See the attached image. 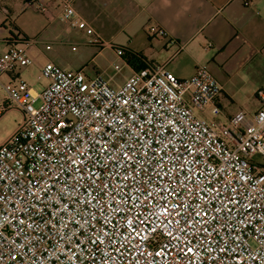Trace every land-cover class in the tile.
<instances>
[{"label": "built area", "instance_id": "2783aa9c", "mask_svg": "<svg viewBox=\"0 0 264 264\" xmlns=\"http://www.w3.org/2000/svg\"><path fill=\"white\" fill-rule=\"evenodd\" d=\"M73 1L62 21L93 37ZM21 42L0 52V119L22 114L0 144V264H264L263 91L252 117L221 121L206 66L180 79L152 65L113 87L49 62L38 92L3 81L31 64Z\"/></svg>", "mask_w": 264, "mask_h": 264}, {"label": "crops", "instance_id": "0c3cea01", "mask_svg": "<svg viewBox=\"0 0 264 264\" xmlns=\"http://www.w3.org/2000/svg\"><path fill=\"white\" fill-rule=\"evenodd\" d=\"M41 1L49 5V20L25 0H0V52L11 42L33 41L30 54L37 48L35 39L48 31L49 38H58L70 28L61 18V0ZM73 5L94 30L88 38L100 40L99 53L113 50L108 45L125 52L121 58L114 54L121 73L102 75L111 86L121 85L145 65L164 66L180 79L206 66L223 88L219 120L241 112L250 118L258 110L257 92H264V0H74ZM149 26L163 30L165 37L149 38L145 33ZM58 60L49 56L47 63L58 65ZM16 77L21 78L20 71L3 81ZM248 100L254 106L252 115L241 106Z\"/></svg>", "mask_w": 264, "mask_h": 264}, {"label": "rangeland", "instance_id": "374dc122", "mask_svg": "<svg viewBox=\"0 0 264 264\" xmlns=\"http://www.w3.org/2000/svg\"><path fill=\"white\" fill-rule=\"evenodd\" d=\"M67 28L62 30L58 38H49L48 31L47 36H43L39 40L35 39L37 48L31 49L30 54H28L31 64L14 72L20 71L21 79L26 80L38 92H41L48 83L44 78L38 79V76L42 66L49 61V56H56L59 59L57 66L63 69L79 70L83 68L86 73L92 75L101 73L104 77L117 74L113 69L115 64L113 50H103L99 53L102 46H99L78 29ZM46 46H49L50 49H46ZM35 106L38 107L39 103ZM241 106L246 108L250 115L254 113V106L250 100ZM21 122L22 114L17 110L9 111L0 119V144L15 132ZM254 160L260 161L259 156H256Z\"/></svg>", "mask_w": 264, "mask_h": 264}, {"label": "trees", "instance_id": "16d2710c", "mask_svg": "<svg viewBox=\"0 0 264 264\" xmlns=\"http://www.w3.org/2000/svg\"><path fill=\"white\" fill-rule=\"evenodd\" d=\"M149 66H152V65H145V66H143V67L140 68V69H143V68H146V67H149Z\"/></svg>", "mask_w": 264, "mask_h": 264}]
</instances>
